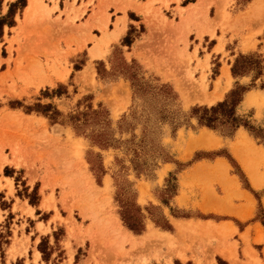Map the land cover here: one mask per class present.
<instances>
[{
  "label": "rangeland",
  "instance_id": "rangeland-1",
  "mask_svg": "<svg viewBox=\"0 0 264 264\" xmlns=\"http://www.w3.org/2000/svg\"><path fill=\"white\" fill-rule=\"evenodd\" d=\"M40 1L0 7V264H264V0Z\"/></svg>",
  "mask_w": 264,
  "mask_h": 264
},
{
  "label": "trees",
  "instance_id": "trees-1",
  "mask_svg": "<svg viewBox=\"0 0 264 264\" xmlns=\"http://www.w3.org/2000/svg\"><path fill=\"white\" fill-rule=\"evenodd\" d=\"M3 3V0H0V7ZM11 10H9L6 17L0 18V39L3 36V27L7 25L11 27L13 22L11 20ZM10 19V20H7ZM241 60H247L245 57H241ZM240 66V60H237L232 68V74L234 76L237 75V70ZM242 93L240 92V88H237L231 92L229 98L221 103L216 104L212 107H196L192 110V114L196 117L197 122L201 126H205L209 129L216 130L218 127L227 126L238 128L242 125L240 123V119L235 114L236 106L241 102ZM243 126L246 127L245 124ZM123 221L127 225V227L133 232L139 234L143 232V225L130 223L127 216L123 215Z\"/></svg>",
  "mask_w": 264,
  "mask_h": 264
},
{
  "label": "crops",
  "instance_id": "crops-1",
  "mask_svg": "<svg viewBox=\"0 0 264 264\" xmlns=\"http://www.w3.org/2000/svg\"><path fill=\"white\" fill-rule=\"evenodd\" d=\"M124 1H129V0H124ZM149 1H151V0H132V2L136 5V7H141L142 5L146 4ZM29 2H30V0H29ZM58 7H59V5H58ZM117 19H122V22H123L124 19H127V16L119 15V16H117ZM127 20H129V19H127ZM122 22H120V25H121ZM120 25H119V28H120ZM128 25H129V23H127V26ZM127 26L126 25H125V27L121 26L122 30L121 29L116 30V32L120 35V38L126 33ZM117 33L115 35H118ZM207 165H209L207 163V161H199L197 163L192 164L184 172V174H186L187 177H189L190 179H198L200 177H203L202 176L203 172H204L203 168L205 166H207ZM188 207L193 209V210L198 211L201 214H213V215H217V216L221 215L219 212H215L213 210H206L205 209V201L201 198V196L189 199ZM185 221L187 223H189L188 225H190V226L193 225V226H197V227H202V226H205L206 224L218 226V225H220V224H222L224 222H227L229 220L216 221V220H213V219H202V218H199V217L191 216V217L186 218ZM213 246L215 247V250H214L215 251V257H218V258H220L221 260H223L225 262H229V263L230 262L231 263L235 262L236 263L235 256H234V251H233L232 248L231 249H225V247H221L219 242L218 243H214ZM193 248L194 249H192V250H187L186 252H184L183 257H185V261H183V260L181 261L180 260L181 262H188V263L191 262V263L194 264V263H196V260L198 258H201V255H200V252H199V247L195 245ZM225 253L230 256V258H229L230 260L227 259V257H225L223 255ZM194 256H196V257H194ZM180 259H182V258H180Z\"/></svg>",
  "mask_w": 264,
  "mask_h": 264
},
{
  "label": "bare ground",
  "instance_id": "bare-ground-1",
  "mask_svg": "<svg viewBox=\"0 0 264 264\" xmlns=\"http://www.w3.org/2000/svg\"><path fill=\"white\" fill-rule=\"evenodd\" d=\"M41 4V1L40 0H30V2H29V5H28V7H27V9H26V15L27 14H29V12L32 10V11H34L33 9H35L37 6H39ZM43 7V6H42ZM42 7H41V9H42ZM44 8V7H43ZM40 9V8H39ZM37 10H35V12H36ZM95 51H97V53H99V51L98 50H92L91 51V53H92V56H96L95 55ZM98 56V55H97ZM96 56V57H97ZM216 94V93H215ZM220 98V96L219 95H216V96H214L211 100H210V102H213V101H215V100H217V99H219ZM209 100V99H208ZM211 139H207V142L208 143H210V142H212V141H210ZM234 214H235V216L237 215L238 216V218H240L241 220L242 219H244V215L242 214V213H239V212H233ZM232 213V214H233ZM150 234V233H149ZM148 234V235H149ZM131 237V236H130ZM226 254V253H225ZM223 254L225 257H227V259H229L230 258V256L228 255V254ZM230 260V259H229Z\"/></svg>",
  "mask_w": 264,
  "mask_h": 264
}]
</instances>
